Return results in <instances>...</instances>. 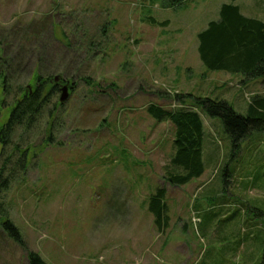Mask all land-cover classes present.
I'll use <instances>...</instances> for the list:
<instances>
[{
    "label": "rangeland",
    "instance_id": "rangeland-1",
    "mask_svg": "<svg viewBox=\"0 0 264 264\" xmlns=\"http://www.w3.org/2000/svg\"><path fill=\"white\" fill-rule=\"evenodd\" d=\"M229 2L264 21V0H0V127L36 75L69 82L65 102L61 83L35 126L0 143V210L23 240L0 219V264H28L29 251L48 264H264V131L235 144L202 113L206 170L174 185V125L147 110L188 92L246 114L264 94L261 78L208 71L200 57L198 33ZM161 185L163 230L148 205Z\"/></svg>",
    "mask_w": 264,
    "mask_h": 264
},
{
    "label": "trees",
    "instance_id": "trees-1",
    "mask_svg": "<svg viewBox=\"0 0 264 264\" xmlns=\"http://www.w3.org/2000/svg\"><path fill=\"white\" fill-rule=\"evenodd\" d=\"M164 7H177L188 0H162ZM235 1V0H233ZM147 20V19H146ZM149 22V20H147ZM150 23V22H149ZM151 24L165 26L168 21ZM199 53L208 71L221 70L242 73L247 78H261L264 86V21L245 15L240 6L233 2L223 3L218 19L211 20L198 33ZM5 93L9 90L7 74L0 72ZM36 84L20 87L21 95L12 102L8 120L0 127V143L8 144L18 127L28 131L39 118L43 108L58 89L59 83L50 77L36 75ZM52 83V84H51ZM51 86L50 88H48ZM76 84L71 85L74 89ZM179 105L164 108L159 104L147 106L149 114L157 121L169 120L175 128L174 153L164 166V177L174 185H184L193 178L203 175L206 170L203 161L204 122L202 113L222 118L227 133L237 144L254 131H264V94H256L250 102L248 113L238 112L225 99L209 96H195L192 93L178 92L175 95ZM4 103V102H3ZM2 103V105H3ZM27 153V152H26ZM5 163L0 168V191L6 189L9 177L3 178ZM167 188L161 185L150 195L149 210L155 217L159 229L169 226L170 216L165 202ZM1 225L17 242L23 243L20 230L0 210ZM28 264H48L38 252L29 251Z\"/></svg>",
    "mask_w": 264,
    "mask_h": 264
},
{
    "label": "water",
    "instance_id": "water-1",
    "mask_svg": "<svg viewBox=\"0 0 264 264\" xmlns=\"http://www.w3.org/2000/svg\"><path fill=\"white\" fill-rule=\"evenodd\" d=\"M54 80L58 82V80H59V76H55ZM68 83H69V82H68ZM68 83L64 84V85L61 87V89H62V94H61V96H60V102H61V103H62V102H65V101L68 99V97H69V94H68L69 84H68Z\"/></svg>",
    "mask_w": 264,
    "mask_h": 264
},
{
    "label": "flooded vegetation",
    "instance_id": "flooded-vegetation-1",
    "mask_svg": "<svg viewBox=\"0 0 264 264\" xmlns=\"http://www.w3.org/2000/svg\"><path fill=\"white\" fill-rule=\"evenodd\" d=\"M64 81H65V80H59L58 83H59V84L63 83L62 85H64V83H65ZM68 84H69V83H68Z\"/></svg>",
    "mask_w": 264,
    "mask_h": 264
}]
</instances>
